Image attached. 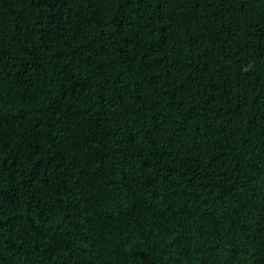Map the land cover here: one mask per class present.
<instances>
[{
  "label": "trees",
  "instance_id": "obj_1",
  "mask_svg": "<svg viewBox=\"0 0 264 264\" xmlns=\"http://www.w3.org/2000/svg\"><path fill=\"white\" fill-rule=\"evenodd\" d=\"M0 264H264V0H0Z\"/></svg>",
  "mask_w": 264,
  "mask_h": 264
}]
</instances>
